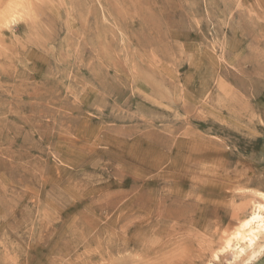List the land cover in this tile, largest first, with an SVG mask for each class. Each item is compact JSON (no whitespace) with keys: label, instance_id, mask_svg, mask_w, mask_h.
Returning a JSON list of instances; mask_svg holds the SVG:
<instances>
[{"label":"rangeland","instance_id":"rangeland-1","mask_svg":"<svg viewBox=\"0 0 264 264\" xmlns=\"http://www.w3.org/2000/svg\"><path fill=\"white\" fill-rule=\"evenodd\" d=\"M255 213L264 0H0V264H246Z\"/></svg>","mask_w":264,"mask_h":264},{"label":"bare ground","instance_id":"bare-ground-1","mask_svg":"<svg viewBox=\"0 0 264 264\" xmlns=\"http://www.w3.org/2000/svg\"><path fill=\"white\" fill-rule=\"evenodd\" d=\"M260 222H262V225H263V227H264V222L261 220L259 213H255L251 218H249V219L246 221L245 225H246V226H250L251 224H257V223H260ZM252 230H253V228L250 230V232H251ZM263 243H264V242H263ZM262 252H264V244L261 245V246H259L258 250H256L255 252H253V253L251 254V256L247 259L246 264H249V263H250L251 261H253V260L255 261L256 258L258 259V256H259Z\"/></svg>","mask_w":264,"mask_h":264},{"label":"crops","instance_id":"crops-1","mask_svg":"<svg viewBox=\"0 0 264 264\" xmlns=\"http://www.w3.org/2000/svg\"><path fill=\"white\" fill-rule=\"evenodd\" d=\"M249 264H264V252H262L259 256L258 259L256 258L255 261H251Z\"/></svg>","mask_w":264,"mask_h":264}]
</instances>
